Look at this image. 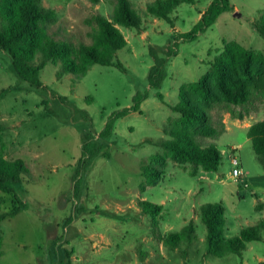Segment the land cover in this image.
I'll return each instance as SVG.
<instances>
[{
  "label": "rangeland",
  "instance_id": "rangeland-1",
  "mask_svg": "<svg viewBox=\"0 0 264 264\" xmlns=\"http://www.w3.org/2000/svg\"><path fill=\"white\" fill-rule=\"evenodd\" d=\"M157 0H131L143 19L142 28H120L127 46L117 54L122 69L95 65L79 82L69 74L58 79L60 64L49 62L41 72L38 88L19 78L11 56L0 50V122L5 157L21 159L31 172L14 192L0 191L2 211L20 206V212L0 223L3 238L0 264H258L264 261L261 241L247 244L242 255L223 257L207 250V229L200 208L222 203L226 238L240 235L264 217V167L247 136L249 124L264 119V96L252 104L234 107L223 116L227 131L216 141L223 154L219 171L192 175L194 166L167 158L166 166L153 164L156 154L165 156L159 141L164 128L179 120L173 107L180 90L206 75L211 62L228 43L264 55V38L253 23L264 12V0H231L234 10L225 13L193 41L179 38L200 20L212 0L183 3L168 23L148 14ZM54 12L49 34L76 46L92 44L97 28L94 16H110L115 4L107 0H43ZM167 58L166 77L152 89L149 74L157 61ZM149 96L140 107L118 119L106 130L109 118L134 104L137 93ZM162 96V98L159 97ZM243 116L240 120L236 117ZM245 127V128H244ZM99 153L82 167L84 142ZM239 147L244 175L232 176L231 147ZM88 159V156H87ZM153 173L149 184L144 167ZM153 168L162 172L157 176ZM76 184L79 188L76 192ZM14 195L20 204H13ZM141 201L161 205L160 214L143 213ZM195 228L192 243L164 245L171 233L187 225Z\"/></svg>",
  "mask_w": 264,
  "mask_h": 264
},
{
  "label": "trees",
  "instance_id": "trees-1",
  "mask_svg": "<svg viewBox=\"0 0 264 264\" xmlns=\"http://www.w3.org/2000/svg\"><path fill=\"white\" fill-rule=\"evenodd\" d=\"M99 2L100 0H93ZM115 4L110 16L96 15L94 21L97 28L90 34L92 44L78 46L55 40L48 31V24L54 18V12L45 8L43 0H0V50L7 52L12 58L13 70L16 75L32 86L42 87L41 72L49 62L60 64L56 76L58 79L73 75L74 82L81 81L95 65L116 67L122 69L117 60V54L127 46V40L120 28H142L143 19L133 8L131 0H107ZM193 0H157L147 6L149 15L172 23L171 14L183 3ZM234 6L231 0H212L200 20L179 38L186 41L196 40L199 34L206 32L225 13L232 12ZM253 28L264 38V12L253 23ZM167 58L157 61L149 74L152 89H159L166 77L163 67ZM211 70L189 86L180 90L179 102L173 110L179 114L175 126L164 131L167 139L159 141V146L166 155L156 154L153 164L166 166L167 158L179 163L194 166L192 175L198 173V168L204 171L217 172L223 162V154L218 149L216 141L226 131L223 116L216 118L213 111L222 108L231 115L234 107L250 105L259 97L264 96V55L244 48L237 43H228L220 55L211 62ZM5 90L0 93V100L5 97ZM149 96L148 92L137 93L134 104L115 112L106 125V130L113 128L115 122L132 112L140 111L142 102ZM162 98L161 95H159ZM242 119L243 116L236 117ZM5 127L0 122V191L5 194L14 192L11 184H20L31 176L29 168L21 159L11 160L5 157L3 133ZM247 136L252 143L253 151L264 167V119L248 128ZM99 150L92 143L84 142L82 167L90 164L91 157L97 156ZM88 156V159H87ZM160 177L162 172L156 171ZM143 173L149 184L151 168H143ZM79 186L76 184V192ZM13 204H20L14 195ZM4 201L0 198V223L16 216L20 206L11 211H2ZM143 213L160 214L161 205L141 201ZM264 208L259 203L256 209ZM200 215L207 229L206 244L210 254L223 257L228 253L242 255L247 244L261 241L264 231V217L254 226L242 229L239 236L226 238L225 208L222 203H207L201 206ZM195 239V228L192 224L171 233L164 240V245L177 248L182 242L192 243ZM3 238L0 232V257ZM258 264H264L259 262Z\"/></svg>",
  "mask_w": 264,
  "mask_h": 264
},
{
  "label": "built area",
  "instance_id": "built-area-1",
  "mask_svg": "<svg viewBox=\"0 0 264 264\" xmlns=\"http://www.w3.org/2000/svg\"><path fill=\"white\" fill-rule=\"evenodd\" d=\"M231 164L234 166L233 172H232V176L233 178H235L236 180L240 179L241 176L244 175V171L241 167V163L240 160L238 158V152H239V148H231Z\"/></svg>",
  "mask_w": 264,
  "mask_h": 264
},
{
  "label": "crops",
  "instance_id": "crops-1",
  "mask_svg": "<svg viewBox=\"0 0 264 264\" xmlns=\"http://www.w3.org/2000/svg\"><path fill=\"white\" fill-rule=\"evenodd\" d=\"M204 12V11H203ZM200 15H201V12H200ZM258 122V121H257ZM256 123V122H255ZM254 124V123H253ZM252 124H249L246 128L248 129L250 126H251ZM227 127V126H226ZM245 128V127H244ZM239 148V147H237V146H233V147H231V148ZM243 169V168H242Z\"/></svg>",
  "mask_w": 264,
  "mask_h": 264
}]
</instances>
